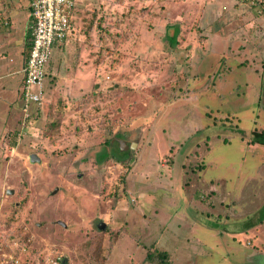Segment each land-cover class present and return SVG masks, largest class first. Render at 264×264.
I'll list each match as a JSON object with an SVG mask.
<instances>
[{"label":"rangeland","instance_id":"374dc122","mask_svg":"<svg viewBox=\"0 0 264 264\" xmlns=\"http://www.w3.org/2000/svg\"><path fill=\"white\" fill-rule=\"evenodd\" d=\"M255 3L79 2L40 105L0 98V264H264Z\"/></svg>","mask_w":264,"mask_h":264},{"label":"built area","instance_id":"2783aa9c","mask_svg":"<svg viewBox=\"0 0 264 264\" xmlns=\"http://www.w3.org/2000/svg\"><path fill=\"white\" fill-rule=\"evenodd\" d=\"M81 0H29L30 45L24 58L20 99L24 111L28 102L40 105L43 99L42 77L54 44L66 39L71 30L73 10ZM5 24V22H4ZM27 118L28 115H24Z\"/></svg>","mask_w":264,"mask_h":264},{"label":"crops","instance_id":"0c3cea01","mask_svg":"<svg viewBox=\"0 0 264 264\" xmlns=\"http://www.w3.org/2000/svg\"><path fill=\"white\" fill-rule=\"evenodd\" d=\"M28 2L23 7L18 2L0 0V93L3 96L0 98L3 101H6V92L12 86L13 75L20 72L19 87L22 80V68L24 66L25 58L24 54L27 47L30 45V13ZM79 7L82 8L81 6ZM24 8L26 11L22 14ZM82 9L85 11L86 8ZM75 18L76 16L73 17L72 14V19L74 20ZM72 29L74 32L75 29L71 28L70 32L66 36V39L63 41V45H67V43H69V40L73 35ZM28 43L29 45H27ZM55 46L56 44H54L53 48ZM16 66L18 67L16 68ZM5 104L6 103L3 102V105ZM209 192L212 191L209 190Z\"/></svg>","mask_w":264,"mask_h":264},{"label":"trees","instance_id":"16d2710c","mask_svg":"<svg viewBox=\"0 0 264 264\" xmlns=\"http://www.w3.org/2000/svg\"><path fill=\"white\" fill-rule=\"evenodd\" d=\"M251 1H252V4L254 5L255 0H251ZM259 3H262V0H256L255 4H259ZM27 45H29V43ZM28 48L29 46L27 47L26 51L28 50ZM26 51H25L24 57L26 55ZM253 134L255 136L256 141L260 142V144L264 143V133L263 132L253 131ZM95 157L97 158L96 163L97 164L100 163L101 162V146H99V149L95 153ZM143 260L147 262L148 264H172V262L170 261V255L165 250L157 249L153 247L152 245H150V247L145 250Z\"/></svg>","mask_w":264,"mask_h":264},{"label":"water","instance_id":"95a60500","mask_svg":"<svg viewBox=\"0 0 264 264\" xmlns=\"http://www.w3.org/2000/svg\"><path fill=\"white\" fill-rule=\"evenodd\" d=\"M38 160H39V158H38L37 156H35V154L31 153V154L29 155V161H30V162H34V161H38ZM100 225H102V223H99V224L97 225V228H99ZM102 227H104V226H102Z\"/></svg>","mask_w":264,"mask_h":264}]
</instances>
